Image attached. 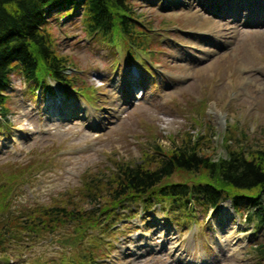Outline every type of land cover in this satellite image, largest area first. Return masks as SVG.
Listing matches in <instances>:
<instances>
[{
	"label": "rangeland",
	"instance_id": "rangeland-1",
	"mask_svg": "<svg viewBox=\"0 0 264 264\" xmlns=\"http://www.w3.org/2000/svg\"><path fill=\"white\" fill-rule=\"evenodd\" d=\"M122 1L143 48L92 35L77 8L48 24L67 82L34 90L18 70L11 76L0 112V221L38 204L73 202L87 213L109 198L117 163L155 167L188 139L214 160L226 156V136L234 149H264V24L254 32L249 13L234 22L223 7L211 15L199 2L212 0L197 1L204 14L189 0ZM178 171L165 181L189 180ZM95 177L97 203L83 197ZM224 203V221L223 208L193 204L196 212L181 208L168 219L163 205L136 204L117 211L108 233L69 222L35 239L16 220L19 242L0 250V264H63L81 253L97 264H264V231L245 220L242 205L234 212Z\"/></svg>",
	"mask_w": 264,
	"mask_h": 264
},
{
	"label": "trees",
	"instance_id": "trees-1",
	"mask_svg": "<svg viewBox=\"0 0 264 264\" xmlns=\"http://www.w3.org/2000/svg\"><path fill=\"white\" fill-rule=\"evenodd\" d=\"M77 8L82 11L86 28L92 35L100 34L109 42L122 39L128 46L143 48L144 44L135 40L137 36L132 33L128 15L131 6L122 0H0V112L3 116L15 71L26 82L34 84V90L47 88V81L67 82L66 58L55 54L48 24L65 14L71 15ZM229 140L228 136L224 139L226 156L218 160L201 153L188 139L187 143L159 157L155 167L117 163L116 172L107 181L109 198L99 206L86 213L74 208L73 202L38 204L27 215L6 217L0 221V250L19 242L17 238L22 230L14 226L16 220L24 222L25 234L31 239L69 222H75L79 228L93 226L108 233L117 211L123 213L136 204L144 209L147 204L159 203L173 211L195 204L206 210L217 209L221 202L231 199L235 210L242 205L246 209L245 218L255 228L264 230V149H234ZM178 170L189 173V180L165 181ZM18 172L22 174L20 169ZM14 175L10 174L8 181ZM96 178L90 182L88 192L83 193L84 198L91 196L94 202L97 197L93 195L100 187ZM97 237L101 241V236ZM62 262L97 264V258H86L81 253Z\"/></svg>",
	"mask_w": 264,
	"mask_h": 264
},
{
	"label": "bare ground",
	"instance_id": "bare-ground-1",
	"mask_svg": "<svg viewBox=\"0 0 264 264\" xmlns=\"http://www.w3.org/2000/svg\"><path fill=\"white\" fill-rule=\"evenodd\" d=\"M165 1H167L168 3H170V2L174 3L175 2V0H165ZM183 1L186 2L187 0H183ZM197 1L198 0H189L188 4L191 5V7L194 8V10L196 12H199L200 14H204L205 12L204 13L200 12L199 9L197 8L198 7ZM199 3H201V4L203 3L204 8L208 9L207 12L211 15H213L214 13L216 14V12H218V11L220 12V8H222V7L226 10V16L229 15L230 11H233L234 13H233L232 17H235L234 22L238 20L239 14L242 11L249 13L248 17L249 16L250 17H249V21L246 25L248 26V28H250V27L254 28V30H253L254 32L261 31L260 30L261 25L264 24V0L263 1H261V0H212V3L207 2V1L199 2ZM216 3L218 4V6L215 5ZM167 5H169V4H167ZM212 10H213V13H212ZM229 23H230V21H227L224 24L220 23L219 26L220 27H223V26L227 27V24H229ZM245 33L247 34V31H245ZM132 75H133V77L136 76L135 73ZM137 87L138 86H134L130 90L129 89L124 90L123 95L125 97L130 96V94H132L133 92H135L137 90ZM71 116H72V111L71 112H65L62 119L64 121H66ZM14 139H16V138H14ZM222 208H225L224 214L220 218L223 221V218L225 216H227L230 213V211L228 210V207H226L225 205L224 206L222 205ZM219 223L221 226V222H219ZM215 225L216 224H214V226H213V230H214L216 238L219 240L221 229ZM219 241H220V243L222 242V240H219ZM235 249L236 248H232L233 251ZM190 259H192V258H190ZM192 261L194 263L197 262V264L199 263V261H195L193 259H192Z\"/></svg>",
	"mask_w": 264,
	"mask_h": 264
}]
</instances>
